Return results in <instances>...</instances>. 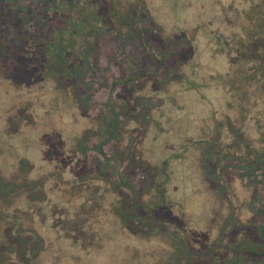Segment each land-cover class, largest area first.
I'll use <instances>...</instances> for the list:
<instances>
[{
	"label": "rangeland",
	"instance_id": "374dc122",
	"mask_svg": "<svg viewBox=\"0 0 264 264\" xmlns=\"http://www.w3.org/2000/svg\"><path fill=\"white\" fill-rule=\"evenodd\" d=\"M46 1L3 0V5H0V38H4L6 33L12 32L14 35L21 30L18 21L12 18L16 15V8L36 16L38 13V16H46L51 8ZM67 1L68 6L64 4V7L73 17L86 8L96 9L86 0ZM114 1L121 10L132 2ZM57 2L59 0H52L51 3ZM136 2L141 6L132 5L133 8L147 12L158 29L156 35L159 38L155 40L156 48L144 44L143 39L132 44L134 47L137 44L144 47L142 50L146 56L142 57L143 52H139L135 62L139 64L142 76L146 71L148 74L139 81L130 82L127 88L124 87L125 92L114 89L113 92L121 94L123 101L116 98L108 103L109 106L101 101L104 89L99 92L94 87L91 97H88L89 88L81 91L80 87L85 88L84 82H72V72L58 74L44 71L39 87H34L31 81L23 86V78L15 74L8 60L16 61L17 54L20 59L32 56L35 49L32 48L33 39L29 38L28 47L12 44L9 40L2 43L0 40V180H9L21 174V158L28 159L32 164L28 178L43 179L40 185L21 181L0 183V208H3L4 214L21 217L20 227L30 232L24 238L29 234L39 238L37 241L40 244L31 241L30 246L34 249L43 247L41 252L51 257L40 256L45 260L41 264H46L47 260H50L47 264H149L155 260L158 264H168L165 259L169 258L171 238L175 236L180 238L185 234L196 250L209 245L223 230L230 238L235 231L239 233L233 239L236 244L249 237L256 239L251 221L254 208H260V205L251 204L253 185L243 182L233 171L226 172L225 168L224 173L219 175L217 186V178L213 176V183H209L203 172L205 160L209 162L211 172L216 156L231 152L225 145L235 138L232 131L253 132L247 116L239 114L236 108L228 110L225 105V100L234 101L226 93V78L237 70L244 71L247 65L242 60L236 61L239 53H234V49L230 54L225 50L220 54L214 49L216 40H224L228 43L227 48H232L233 41L244 39L248 23L243 17L249 0ZM32 25L33 22H25L24 29L27 31ZM142 28L146 32L152 29L146 21H142ZM116 31L129 30L118 25ZM184 38L192 45L193 54L187 52L188 49H178L176 46L177 40ZM72 39L78 40L76 36ZM162 39L164 43L168 40L172 46L175 45L172 50L178 54L173 57V67L169 70H162L163 64L159 66L158 63L163 62L164 58H167V62L170 60V54L166 53L169 48L162 44ZM99 44L101 67L111 69L116 75L115 63L129 64L130 54L124 51L129 47H116L113 51L107 37H102ZM120 49L123 51L120 52ZM73 57L74 54L69 58L72 60ZM230 60L233 64L229 63ZM88 66L90 75L91 65ZM34 74L39 73L34 71ZM80 74L87 75L83 71ZM244 74H248V71ZM132 84L138 85L137 90ZM240 85L246 90L258 87V83L246 80L240 81ZM254 91L257 93L256 89ZM133 94H137L134 99ZM109 107L124 110L125 118L131 117L129 114L136 107L137 114H144L149 118V123L143 130L138 119L125 122L118 129L111 147L103 146L105 154H109L111 149L122 154L121 169L120 165L113 167L95 150L89 149L88 155L84 153L86 161L82 154L79 155L75 176L73 170L78 151L74 150L75 155H72L69 149H72L78 135L87 137L90 147L99 143L103 137L102 124L105 125L112 115ZM86 108L89 110L87 114ZM14 127H17V131L10 134ZM135 127H139V130H135ZM138 132H141V136ZM240 150L244 153L242 148ZM145 173H148V178L164 179L167 198L164 207L159 210L161 213L156 215L160 223L152 229L144 231L129 219L121 224L119 216L111 212L96 215L90 210L108 205L109 209L114 207L127 212L128 203L122 194L112 190L111 182L116 181L119 175L137 180ZM150 199L151 195L143 197L145 203ZM138 218L139 222L148 223L141 213ZM7 223L8 218L0 219V234L5 233ZM175 226L180 230L175 231ZM20 227L15 226L13 230ZM63 227L68 231H64ZM71 230L77 238L68 234ZM3 239L4 236L0 235V241ZM145 240H150L154 245L147 247ZM74 245L83 254L74 253L77 250ZM2 246L0 252L6 248L8 250L6 257H0V260L4 264H19L20 254L25 247L13 239L5 247ZM70 247L75 256L70 260L61 257L62 253L70 254ZM226 248H217L218 253L224 254ZM115 254L121 259L113 256ZM34 264H39V259Z\"/></svg>",
	"mask_w": 264,
	"mask_h": 264
},
{
	"label": "trees",
	"instance_id": "16d2710c",
	"mask_svg": "<svg viewBox=\"0 0 264 264\" xmlns=\"http://www.w3.org/2000/svg\"><path fill=\"white\" fill-rule=\"evenodd\" d=\"M2 1L3 0H0V5H3ZM86 1L94 4L97 10L94 11L90 8H86L85 11L80 12V16L83 17V20L78 18L75 22L66 18V15L64 14L60 17L58 9L50 8V13L45 16L42 27L44 33L51 38L54 37V40L47 39V42L44 44V50L42 52H36L29 58L24 57V59H20V55H17L16 61H14V59H10L8 61L13 71L16 72L15 74H19L23 79L30 78L34 71L43 69V67L47 72L49 71V73L58 72V74H61L63 72H72L74 76L77 77V81L80 83L84 82L83 84L89 87L87 94L88 97H90V93L94 87L99 92L104 89L101 101L106 106L108 103H112L113 100H116V93L113 92V90L118 87V85L122 84L123 88H127V85H129L133 79L139 81L141 77H146L148 72L144 70L146 72H144L142 76L141 73L138 74L139 71L137 72L132 70V66H130V69L128 68L129 70L125 75H113L111 69L103 66L101 67L102 62L98 59L102 55L99 48V41H102V37H107L113 51L121 46L134 47L132 44L140 41L142 42V39L143 43L147 46L156 48L155 40L156 37L159 38V36L156 35L158 33V29L154 26V23L150 21V16L145 10L133 8L132 5L137 7L141 6L138 2H136V0H133L122 10L117 1L114 0H108V3H106L105 0ZM247 5L248 6L244 12L243 18L248 23V28L245 31V35H243L244 39H237L233 41L232 48L231 46L227 48L226 45H228V43L219 39L215 41L216 46L214 49L215 52L220 54H222L224 50L230 54V52L234 49V53L235 51L239 53V57L236 61L238 59L242 60V62L247 65L244 71L237 70L232 74L230 73V76L226 78V93L228 97L233 98L235 102L225 100V105L228 110L236 108L239 114L244 117L247 116L251 120L253 132L243 133L238 129L232 131V136H235V138L228 141L225 145L226 148L231 150V152H225L217 155L214 160V170L211 172H209V162L205 160L206 162L204 163L205 166L203 172L207 177V181L209 183H213V176L217 178L215 180H218L220 173H224L223 169L227 168L226 172L233 171L243 182L247 181L253 185V194L251 193L250 196L252 199L251 204L255 205L259 203L258 205H260V208H254L255 216L252 214L251 221V229L255 233L256 239L252 240L249 237L245 241H242V243L236 244L233 243V240H231L229 235L226 234L227 231L223 230L221 231L220 236L213 240L209 245L201 246V248L196 250L192 247L190 239H188L185 234L180 238L175 236L174 238H171L172 243L169 246L171 249L169 253L170 255L168 256L169 258L165 259V262L167 261L166 263L168 264H264V196L262 195L264 191V0H249ZM4 6H1V8ZM15 12H19L18 15H21L20 9L16 8ZM90 21L93 23H90ZM142 21H146L149 26H151V31L146 32L142 28ZM86 24L89 25L91 30L88 33L90 38L85 37V32H87V30H85L84 27ZM118 25L123 26L129 31H116V27ZM74 29L76 31L75 33L83 36L84 43L88 46L87 50L79 51L81 42L78 40H76V42L72 41V37L69 35H71ZM164 41L165 40H163L162 44ZM188 41L189 40H186V38L177 40L176 46L178 49H188L187 52L189 51L193 54L194 49ZM167 42L169 41L166 40L164 44H166L169 48L166 53L168 55L170 54L168 56L170 57V62H167V58H164L163 62L159 61V66L163 64L162 70L171 69L174 63L172 62V60L174 61L173 57L178 55L172 50L175 45L172 46L170 42L169 44ZM137 46L139 45L137 44ZM73 48L78 49V52L76 54L77 56L75 55V58L73 57L71 60L69 57L73 54ZM143 48L144 47L139 46L140 53L144 51L142 50ZM122 51L123 50L120 49V52ZM172 52L174 55H172ZM89 54L91 55V60L89 58ZM110 55L114 56V53L110 52ZM142 55V57L146 56L144 52ZM89 60L92 62H89ZM72 61H74V63L71 65ZM133 61H135V59L132 57L130 59V64ZM55 62L60 64L57 71L53 70V64H56ZM25 63L27 65H25ZM229 63L233 64L231 60ZM88 64L91 65L90 75H88ZM81 71L86 72L87 75L82 76L80 74ZM246 71H248V74H244ZM133 74H136L137 76L134 77ZM245 80L252 81L254 84L258 83V87L256 86L253 89L250 88L249 90H246L242 87V85H240V81ZM254 89H256L257 93H255ZM137 108H139V106ZM137 108L135 107L133 111H136ZM109 111L115 112H112V115L108 117V122H105L106 126L101 123L103 137L93 149L96 150V153H98L99 156L101 155V157H104L103 159L106 163L108 161L110 165L112 164V166L115 167L116 164L118 166L121 162L122 154L115 153L116 151L113 149H111L112 151L109 154H105L104 152L106 151L103 147L101 148V146H107V148L111 147L110 145L114 140L118 129L121 128L125 122L133 121L134 118H125L123 114H117V111L119 110H115L114 108L109 107ZM119 112H122V110ZM137 119L139 120L142 129L145 130L149 123V118H147L144 114H138ZM16 128L17 127H14L9 133L11 134L16 132ZM137 129L139 130V127H135V130ZM138 133L141 136V132ZM86 138L79 136L76 140V149L83 154L88 151V146L86 145L87 140H85ZM199 140L201 139H198L197 141ZM241 148L244 153L240 150ZM19 162L22 165L21 174L19 173V175L17 174L16 176H12L9 180L1 179L0 183L6 182L13 184L17 181H21L26 184L29 182H32L35 185L42 184L43 179L31 180L28 178L32 169V164L28 159L21 158ZM141 175L142 176L137 180H135L134 177H121V175H119V177L115 179L116 181L113 183L111 182V188L113 191L121 193L125 202L128 203L127 212L114 209L115 215L119 216L121 219L120 223L123 224V220L129 219L136 223L137 226H140L144 231H148L159 222V220L156 219V215L161 213L159 210L164 207L167 202V198L165 197L163 178L155 180L153 179V176L148 178V173ZM215 182H217L216 185L218 186L219 180ZM9 186L11 187V185ZM147 195H151V199L148 203H145L143 197ZM0 210V219L2 220V218H4L5 220V218H8V223L6 224L8 225V228H5L4 234H0L1 236H4V239L0 241V245L5 247L11 242V239L17 241L21 247H25L20 254L21 261H19V264H34L38 257L45 255L41 252L43 247L34 249L30 246L31 241H35L36 244H40V242L37 241L39 238H36V236L34 237L31 234L24 238L23 236L30 232L29 229L20 227L22 224L21 217L17 214H4L3 208H0ZM139 213H141L144 218L148 219V223L139 222ZM67 225L68 223L65 224V227H67ZM15 226L20 228L14 231L13 229ZM174 228L175 231L180 230L176 226ZM63 229L66 232L68 231L67 228L63 227ZM68 234L77 238V236L73 233V230L69 231ZM144 243L147 247L154 245V243L150 242V240H145ZM71 245L73 244H70V246ZM74 246L77 249L74 253H77V255L83 254L78 252L76 245ZM95 247H97V245H95ZM220 247H227L224 250V254L218 253L217 248ZM71 248L72 247H70V251H68L70 254L67 255L66 253H62L61 257H66L70 260L71 257L75 256L72 253ZM143 248L144 247L142 246V249ZM6 250L8 249L6 248L3 252H0L1 258L6 257ZM45 256L49 257V255ZM113 256H118L121 259L118 254ZM0 264H4V262L0 260ZM149 264H158V262L155 260L153 263L149 262Z\"/></svg>",
	"mask_w": 264,
	"mask_h": 264
},
{
	"label": "flooded vegetation",
	"instance_id": "af4514ba",
	"mask_svg": "<svg viewBox=\"0 0 264 264\" xmlns=\"http://www.w3.org/2000/svg\"><path fill=\"white\" fill-rule=\"evenodd\" d=\"M67 0H59V2H57L56 4H54V3H51L52 2V0H47L46 2L48 3V5L51 7V9H60V10H58V13H59V15H60V17L62 16V14H64V15H66V18H69V20L71 19L73 22H75V21H77L78 20V18H80L81 20H83V17L82 16H80V14L78 13V16L77 17H73L72 16V14L71 13H68V8L67 9H65V7H64V4L66 5V6H68V2L69 1H67ZM127 1H133V0H127ZM63 2H65V3H63ZM105 2L106 3H108V0H105ZM45 3V2H44ZM91 5H93L92 3H91ZM48 6V7H49ZM50 10V9H49ZM92 10V9H91ZM94 11H96L97 9H93ZM19 14V12L17 13L16 12V15H14V16H12V18L13 19H16L17 21H18V23L20 24L19 26H20V28H21V30H19V31H16V33L13 35V33L12 32H10L9 34H4L5 35V37L4 38H0V40H1V42L3 43L4 41H6V40H9L12 44H21L22 46L24 45V46H26V47H28V44L30 43V41H31V39H33V42H32V48L34 49L33 50V55L36 53V52H42L43 50H44V44L47 42V39H50V40H54V37H49L47 34H45L44 33V30H43V27H42V23H43V21H44V19H45V16H38V15H40L39 13H38V15L36 16V15H34V14H29V12L27 11V10H21V15H18ZM30 18H31V20L32 21H30ZM25 22L26 23H31V22H33L34 23V25H32V26H30V28L26 31L25 29H24V24H25ZM90 23H93L92 21H90ZM85 30H87V32H85V37L86 38H88L89 37V35H88V33H89V31H91L90 30V27H89V25L88 24H86L85 25ZM76 31H75V29H74V31H72V33H71V35H69L70 37H77V39H78V41H80L81 42V46L79 47V51H82V50H87L88 49V46H87V44H85L84 43V40H83V36L82 35H79V34H77V33H75ZM29 38H31V39H29ZM90 38V37H89ZM3 39V40H2ZM72 39V38H71ZM35 40H37L36 42H35ZM72 41L73 42H76V40L75 39H72ZM75 44V43H74ZM5 47H2V49H4ZM21 49H23L22 47H21ZM73 50V54H74V56L77 54V52H78V49H75V48H73L72 49ZM139 46H135V47H129V48H126V50H124L127 54H130V57L132 58V55H133V59H137V55H139L140 53H139ZM136 52V53H135ZM15 53H17V52H15ZM148 54H150V53H148ZM18 55V54H17ZM32 55V56H33ZM77 56V55H76ZM31 57V56H30ZM75 58V57H74ZM130 58V59H131ZM56 63V62H55ZM25 65H27L26 63H25ZM115 66H116V69H117V76H119V74H121L120 73V71H122V72H125V74L127 73V71L130 69L129 67L130 66H132L131 67V69L132 70H135V71H140V67H139V64H137V62H135V61H133V62H131V64H130V62H129V64H127V62L126 63H123V64H118V63H115L114 64ZM38 66V65H37ZM59 66H60V64H53V67H54V71H57L58 70V68H59ZM120 67L122 68L121 70H120ZM110 68V67H109ZM129 68V69H128ZM38 70H42V71H38ZM38 70H36V72L37 73H39V74H37V75H35L34 73H33V75H31L30 76V78H25V79H22L23 80V86H27L28 85V82H30L31 81V84L32 85H34V87H39V85H38V83L44 78V75H42V72L44 73V71H46V69L43 67V69H38ZM123 74V73H122ZM125 74H123V75H125ZM138 74H140L139 72H138ZM133 76L134 77H136L137 75L135 74H133ZM34 77H36V79H34ZM75 80H77V77L76 76H74V78H73V80H72V82H74ZM36 81V82H35ZM133 81L135 82L136 81V79H133ZM133 81H131V82H133ZM6 82H7V80H6ZM130 85V84H129ZM134 87H135V90H137V87H138V85H134V84H132ZM79 86H81V84L79 83ZM128 86V85H127ZM89 87L88 86H85V88H82V87H80V90L81 91H84V90H86V89H88ZM115 90L116 91H119V92H125L124 91V88H123V85L121 84V85H118V87H116L115 88ZM153 91H154V89H153ZM186 91V90H185ZM170 93V96H171V92H169ZM125 95V97H127L128 95L125 93L124 94ZM137 94H133L132 95V97H133V99H134V96H136ZM178 96H180V94L178 95ZM178 96H176V97H178ZM90 97H91V95H90ZM120 97H121V94L120 95H118V94H116L115 95V98H117V99H119V100H121V101H123L122 99H120ZM134 101V100H133ZM112 112H115V111H109V113L111 114ZM87 113H89V110H88V108H86V112H85V114H87ZM98 114V113H97ZM117 114H123L124 115V110L122 111V112H119V111H117ZM99 115V114H98ZM129 115H131V117H133L134 118V120L135 119H137V117H138V114H137V112L136 111H133V113L132 114H129ZM26 118H28V117H26ZM24 124V123H23ZM26 125H27V123H26ZM91 135V134H90ZM78 136H81V135H78ZM93 136V135H92ZM77 138L78 137H76L75 138V143L72 145V149H69L70 151H72L73 153H72V155H75L74 154V150H77L78 152V156H77V160H76V164H75V167H74V172H75V176L77 175V172H76V170L77 169H75L76 167L78 168V165H79V155H83L84 157H85V161L87 160L86 159V156H85V154H87L88 155V151L85 153V154H83V153H81L78 149H76V140H77ZM86 140V139H85ZM86 145L88 146V150L90 149V150H92L97 144L95 143L92 147H90L89 145H88V142L86 141ZM103 147V145L101 146V148ZM93 150H95V149H93ZM123 150V149H122ZM96 151V150H95ZM121 161H122V159H121ZM107 163H108V161H107ZM117 165V164H116ZM120 165V167H119V169H121V167L123 166V163L121 162V164H119ZM118 194H121V193H119L118 192ZM118 196V195H117ZM118 197H120V196H118ZM122 199V198H121ZM119 202L120 201H118L117 202V204H119ZM104 207V208H103ZM103 207H100V206H96V207H93V208H91L90 210L91 211H94V214H96V215H100L101 213H112V214H115V210L114 209H116V208H111L110 207V209H109V206L108 205H106V206H103ZM117 210H119V211H122L120 208H117ZM119 219H120V217H118ZM121 220V219H120ZM230 222H231V219L229 220V224H230ZM108 223H105V225H107ZM229 224H228V226H229ZM237 231H235L232 235H234L233 237H231V240H233L234 238H235V235L237 236ZM239 234V233H238Z\"/></svg>",
	"mask_w": 264,
	"mask_h": 264
},
{
	"label": "crops",
	"instance_id": "0c3cea01",
	"mask_svg": "<svg viewBox=\"0 0 264 264\" xmlns=\"http://www.w3.org/2000/svg\"><path fill=\"white\" fill-rule=\"evenodd\" d=\"M49 258H51V257L49 256ZM38 259H39V264H41V262L45 261V260L41 259L40 257H38ZM38 259H37V262H38ZM46 262L50 263V260H47Z\"/></svg>",
	"mask_w": 264,
	"mask_h": 264
}]
</instances>
